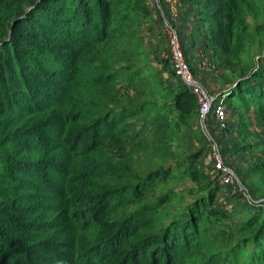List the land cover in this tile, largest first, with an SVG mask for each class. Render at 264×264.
<instances>
[{"label": "trees", "instance_id": "obj_1", "mask_svg": "<svg viewBox=\"0 0 264 264\" xmlns=\"http://www.w3.org/2000/svg\"><path fill=\"white\" fill-rule=\"evenodd\" d=\"M127 4L0 0V101L6 104L0 113H7L0 119V161L10 188L8 200L0 202V264H264V202L250 204L238 223L211 232L223 246L207 250L204 236L217 226L219 215L227 219L230 213L215 205L222 185L200 168L203 149L187 156L182 173L197 175L200 184L189 189L195 198L174 218L164 225L159 222L161 201L130 215L118 214L123 200L138 203L147 185L157 184L171 168L147 173L136 186L114 187L102 182L111 165L101 162L99 149L113 140L131 146L132 138L124 132L135 116L172 146L169 129L200 115L196 95L176 74L174 64L181 85L174 102L141 89L148 99L140 105L104 110L107 102L98 103L86 92L88 74L77 66L78 56L124 35L132 44L141 40L140 18ZM194 5L199 6L197 15L210 23L209 42L203 40V48L212 44L210 49L227 58L232 73L241 75L219 99L226 104L238 98L263 115L264 84L257 78L263 69L251 74L236 70L241 46L239 40L231 45L232 29L247 26L249 10L258 8V0H185L181 6H188L186 16ZM107 66L91 76L104 93L116 78ZM142 73L143 68H137L131 81ZM103 99L111 100L109 95ZM178 110L183 115L175 120ZM250 171L264 179V158Z\"/></svg>", "mask_w": 264, "mask_h": 264}, {"label": "rangeland", "instance_id": "obj_2", "mask_svg": "<svg viewBox=\"0 0 264 264\" xmlns=\"http://www.w3.org/2000/svg\"><path fill=\"white\" fill-rule=\"evenodd\" d=\"M125 1L128 3L127 6L135 8L138 18H140V26L138 27L142 35L140 42L135 43L133 40L134 44H132L130 36L124 35L115 41L98 44L88 52L78 56V60L76 59L77 66L88 74L89 82L85 88L86 92L90 96L97 97L98 103L107 102L104 110L116 107L119 104L140 105L148 99V97H144L145 94L142 90H145L149 95L157 92V94H160L158 98L162 95L167 101L174 102L173 97L181 90L180 81L173 71L171 57L173 51L172 41L175 39L181 45L183 43L182 48L186 52L185 57L190 60V63L192 65L194 62L195 65L198 64L199 72L196 71L197 68L193 67L194 74L212 96L219 97L220 93L214 94L208 89L209 87H206L202 78L209 80L216 88L215 80L220 77L223 88L226 85L225 88L231 89L232 85L233 87L237 85L239 82L238 77L241 75L235 76L232 73V67L226 64L227 58L218 57L216 49H210L212 44L210 47L206 46V49L201 48V50H198L199 53L202 52L199 54L201 59L199 63L202 67L197 62V55V58L191 60L193 49L203 40L207 44L210 38V23L202 19L200 14L197 15L198 5H194V9L190 10V16H186L184 14L186 11L180 9L185 0H123V2ZM238 40L241 52L240 61L235 65V69L249 73L257 68L261 69L258 66L257 59L264 49V0H258L257 9L254 7L253 10H249L247 26L236 25L232 29L231 45L237 43ZM202 55H205L203 60ZM102 65H108L106 68L116 73V78L113 81L114 86L109 88L106 93L99 91V88L91 82L92 72L101 69ZM137 68H143V73L139 77L140 79L137 77L131 81L130 74L135 72ZM212 71L220 74V77H212L211 74H208ZM257 78L264 84L263 70ZM106 95H109L111 100H104L103 98ZM221 96L223 97V95ZM158 105L163 107V102L158 101ZM226 105L235 106L237 109H242L241 111H244L246 107L238 98H235L234 102L226 101ZM187 106H189V103H187ZM253 106H251L250 111L256 122V112ZM5 107L6 104L0 101V112L4 111ZM6 114V112L0 113V119L4 118ZM182 115V110H178L173 117L175 120H179ZM129 119L130 129L128 132H124V135H130L133 146H126L121 140H113L108 141L97 152L101 162L111 165V171L102 178V182L103 184H111L114 187L122 185L136 186L146 177L147 173L171 168L168 175L164 179H159L157 184L147 185L144 194L137 200L138 203L123 200L125 203H120L117 207L120 210L119 215H130L146 204L161 201L162 207L159 211L158 220L164 225L174 218L182 206L195 198L194 195H189V189L198 187L200 179L195 174L182 173V170L188 164L189 155L207 146L209 143L208 136L202 129L199 114H196L193 118L190 116L188 124L177 126L176 122L169 129L168 135H174L172 146H168L166 142H161L160 134L156 133L152 125H150L152 129L149 126L146 127L143 121L136 116ZM256 123V138L252 141L256 146L254 152L259 156V153L264 152L261 151L264 149H260L261 146L264 148V144L259 143L264 139V121L259 123L257 120ZM2 131L3 125H0V136ZM202 158L204 157L202 156ZM246 158L247 156L244 159ZM174 169L177 170L174 172ZM246 173L251 176L250 179L252 180L249 185L251 196L257 200L260 199L259 202H264L261 194L264 193V191H261L262 186L264 187L263 175L261 174V177L260 175H254L251 171ZM6 176L4 163L0 161V202L8 200L10 195ZM215 178L218 179L217 174ZM181 192H184V194ZM243 196L245 195L238 192L232 195V200H218L221 209L225 208L221 204L227 202L229 206L234 203L236 210L234 209L233 213L229 212L230 216L227 219H223L222 215H219L216 222L217 226L210 227L209 232L204 236V244H206L207 250L223 246V240L220 237H213V233H217L219 230L223 231L228 222L238 223L245 216L243 209L247 205L244 200H240ZM113 201L117 202V200ZM226 212L228 213V211ZM211 232L213 233L210 237ZM228 242V245H230L229 240Z\"/></svg>", "mask_w": 264, "mask_h": 264}, {"label": "crops", "instance_id": "obj_3", "mask_svg": "<svg viewBox=\"0 0 264 264\" xmlns=\"http://www.w3.org/2000/svg\"><path fill=\"white\" fill-rule=\"evenodd\" d=\"M187 8L188 6H184V7L181 6V9H183V11H186ZM201 48H203L202 42H200L199 45H197L193 49L191 53L192 55L191 60H193V58H197L198 56L197 62L198 63L201 62L199 54L202 52L201 51L200 53L198 52V50H201ZM204 56L203 55L201 56L202 60ZM194 63H193V67L195 69L197 68L196 71L199 72L198 64L195 65ZM199 66L202 67L200 63ZM208 74H211L212 77H218V76L220 77V74L213 71L209 72ZM202 79H204V83L206 87H209L208 89H210L214 94L217 93L222 94L223 92L229 90V88H225L226 85L223 88V85L221 84V77L216 78L215 80V83L217 84V88L213 86V84L209 80L207 79L205 80V78ZM226 107H227V112L224 120L225 127L220 125L221 124L220 120L214 114H208L205 118L200 116L202 122V129L207 134L209 140L207 146L205 148L203 147L204 149L202 152L204 153L202 154V156L204 158H202V156L200 158V168L202 169L204 174L207 175L209 178L211 179L215 178L217 172L214 169V164H215L214 154L218 152L221 155L224 163L227 166L231 167L237 174L240 180V184L236 187H231L228 185H222L220 183L222 187L217 195L216 205L220 206L218 200H232V195L240 192L241 194L246 196L240 198V200H244V202L247 205L245 209H243L246 215L250 211V204H253L255 201L259 202L260 200V199L257 200L256 198H253L251 196V190L249 185H250V181L252 180L250 179L251 176L246 172L247 171L249 172L252 167L261 164L263 162L264 152H262L261 154L259 153L258 154L259 156H257V153L254 152L256 146H254L253 141L254 138H256V134H255L256 125H257L256 122L257 120L259 121V123L261 121H264V114L258 115L257 113H255L257 119L255 122L253 115H251V111H250L251 106L245 107L244 111H241L242 109L239 108L237 109L235 106L226 105ZM259 143L264 144V139ZM260 149H264V148L261 146ZM246 156L247 158L244 159ZM242 190L247 192H243ZM232 204H233L232 206L231 205L229 206L227 202H225L224 204L221 205H224L225 209H228L229 212L233 213V210L234 209L236 210V206L234 205V203Z\"/></svg>", "mask_w": 264, "mask_h": 264}, {"label": "built area", "instance_id": "obj_4", "mask_svg": "<svg viewBox=\"0 0 264 264\" xmlns=\"http://www.w3.org/2000/svg\"><path fill=\"white\" fill-rule=\"evenodd\" d=\"M172 59L176 74L190 86L193 93L196 95L199 102V111L201 117L205 118L208 114H214L223 127H225V117L227 107L223 98L219 99L218 96H212L208 90L204 87L202 82L197 78L189 65L185 53L179 41L173 40ZM258 66L263 69L264 72V49L258 56ZM259 68L255 69L258 70ZM214 167L217 172L218 180L222 185H228L236 187L240 184V180L235 171L227 166L221 155L216 152L214 154Z\"/></svg>", "mask_w": 264, "mask_h": 264}, {"label": "clouds", "instance_id": "obj_5", "mask_svg": "<svg viewBox=\"0 0 264 264\" xmlns=\"http://www.w3.org/2000/svg\"><path fill=\"white\" fill-rule=\"evenodd\" d=\"M220 95V94H219ZM224 96V95H223Z\"/></svg>", "mask_w": 264, "mask_h": 264}]
</instances>
